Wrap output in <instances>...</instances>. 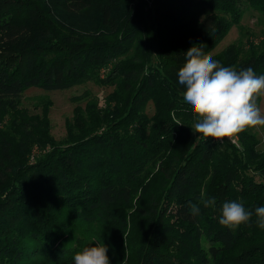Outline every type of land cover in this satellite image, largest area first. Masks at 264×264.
<instances>
[{"label": "trees", "instance_id": "trees-1", "mask_svg": "<svg viewBox=\"0 0 264 264\" xmlns=\"http://www.w3.org/2000/svg\"><path fill=\"white\" fill-rule=\"evenodd\" d=\"M246 9L264 18V0H0V264H74L97 241L110 264H264L255 216L219 223L224 202L264 206V151L251 128L240 149L197 137L178 82L184 53L232 26L239 37L212 57L264 75ZM87 81L114 86L105 114L75 109L64 141L19 108L30 87ZM202 192L216 204L194 217Z\"/></svg>", "mask_w": 264, "mask_h": 264}, {"label": "clouds", "instance_id": "clouds-1", "mask_svg": "<svg viewBox=\"0 0 264 264\" xmlns=\"http://www.w3.org/2000/svg\"><path fill=\"white\" fill-rule=\"evenodd\" d=\"M178 70V82L184 86L183 101L197 117L191 129L203 138H231L249 128L264 126V109L258 100L264 97V75H257L249 66L237 70L224 66L194 44L184 53ZM216 198L201 193L198 203H189L190 214L198 217L204 208L214 207ZM253 216L264 229V206L245 208L235 200L224 202L219 223L231 230L248 224ZM108 248L96 242L76 251L74 264H110Z\"/></svg>", "mask_w": 264, "mask_h": 264}, {"label": "rangeland", "instance_id": "rangeland-1", "mask_svg": "<svg viewBox=\"0 0 264 264\" xmlns=\"http://www.w3.org/2000/svg\"><path fill=\"white\" fill-rule=\"evenodd\" d=\"M240 24L245 31L253 34V37L256 38L264 31L263 16L252 9L244 11ZM238 37V28L232 26L206 54L213 56L228 44L237 40ZM106 70V67L101 68L100 75L103 76ZM113 89L114 86L101 85L93 81H87L64 90H43L30 87L23 91L20 97L19 108L24 109L29 116L47 120L49 134L55 141L60 142L66 140L72 132H77V128L74 125L75 109L76 111H82L81 114L86 117V107L92 106L93 115H97L96 122H100L103 114H105V111L100 109L105 105L106 95ZM259 104L264 109V97H260ZM145 112L148 115L153 113V106L150 102L146 105ZM110 117L109 115H105L104 118L111 119ZM69 125L72 129L67 131ZM251 131L258 140L256 148L259 151H264V126H256L255 128H251ZM211 140L218 144L229 143L237 149L241 148L237 136L222 139L211 138ZM33 151L35 152L34 149Z\"/></svg>", "mask_w": 264, "mask_h": 264}]
</instances>
